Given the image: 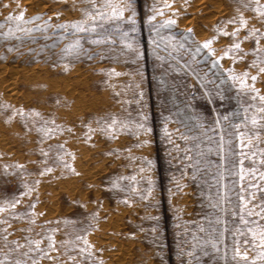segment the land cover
Segmentation results:
<instances>
[{"label": "rangeland", "instance_id": "rangeland-1", "mask_svg": "<svg viewBox=\"0 0 264 264\" xmlns=\"http://www.w3.org/2000/svg\"><path fill=\"white\" fill-rule=\"evenodd\" d=\"M116 6L123 17H112ZM257 6L264 0H0V260L9 254L6 264H31L21 255L37 247L31 239L55 258L29 252L37 264H264L257 247L243 244L252 225L233 215L241 159L245 169L264 172V17ZM20 12L23 21L8 19ZM240 14L246 27L228 23ZM76 21L87 30L72 28ZM237 28L236 36L223 34ZM207 40L215 55L202 47ZM245 72L247 88L230 79ZM238 132L252 137L250 148H240ZM46 167L53 171L40 175ZM25 184L34 191L20 197ZM243 187L248 208L259 211L264 180L246 173ZM14 197L20 203L9 208ZM32 203L43 215L30 224L22 214H31ZM237 239L247 262L232 258Z\"/></svg>", "mask_w": 264, "mask_h": 264}, {"label": "snow or ice", "instance_id": "snow-or-ice-1", "mask_svg": "<svg viewBox=\"0 0 264 264\" xmlns=\"http://www.w3.org/2000/svg\"><path fill=\"white\" fill-rule=\"evenodd\" d=\"M124 7L123 6H116V7H113V10H112V17H123V14H124ZM255 11L259 12L261 17H264V8H262L261 6H257V8L255 9ZM89 16H91V14L89 13L88 14ZM23 17H24V12H20L19 16L17 17H13L12 15H10L8 17V19H17L19 21H23ZM101 18H104L103 16ZM33 19H41V17L39 15L35 16ZM91 19L95 20L96 17L95 16H91ZM128 19L130 21H133L134 22V19H133V16H129ZM152 19H155L154 16L152 17H149V20H152ZM26 23H30L31 21H25ZM168 23H175L174 21H168ZM228 23H236V24H239V26L241 28L243 27H246L247 26V20L243 17L242 14L239 15V19H231L228 21ZM83 24H84V21H76V22H73L71 24V27L74 28V29H77L78 31H86L87 29L83 27ZM57 27L59 28H66L68 27V25L66 24H61V25H58ZM95 28V25H93V30ZM17 30H21V29H17ZM32 29H25V31H31ZM189 32H191V30L189 29ZM239 32V28L235 29L233 32L229 33L227 31H224L223 34L225 36H228V35H231V36H236L237 33ZM258 32L257 29L253 28L250 32H249V36L252 35V33H256ZM9 33H11V29H9ZM124 36H126L127 34H123ZM247 38V37H245ZM78 43V42H77ZM93 43H101V40H94ZM211 44H212V40H207L203 43L202 47L204 49H207L208 52L212 55H215L214 53V50L211 48ZM256 44H257V51H259V40L256 41ZM182 46V45H181ZM128 47L129 48H132V44L129 43L128 44ZM232 48H235V49H239L240 48V44L239 43H234L232 45ZM197 52L200 51V48L198 47L196 49ZM139 54V53H137ZM225 56L228 55V52L226 51L224 53ZM220 59L219 57L217 58V60ZM217 60H213V67H216L217 66ZM260 72H264V67H261L259 69ZM248 78V73L245 72L243 74V78H241L240 76H236V75H232L230 76V79L233 81V82H236L237 80H239L240 82V86L241 88H247L249 87V85L247 84L246 80ZM257 79L256 76H252L251 77V80L254 82L255 80ZM251 90L253 92H257V89L254 87V85L252 86ZM222 100L224 99V97L221 95L220 97ZM260 100L264 101V96H260L259 97ZM253 99H255V97H253ZM59 102V101H57ZM260 112L264 113V107H261L259 109ZM245 112H247V109H245ZM37 115H39L37 113ZM11 119V117L9 118ZM225 119H227V117H225ZM261 120H264V117H260ZM248 120V117L247 115H245V121ZM54 123V121H53ZM116 121L113 120V124H115ZM217 123H219V121H217ZM251 123L253 126H256L257 123H258V119L256 116H253L251 118ZM86 127H88V130L91 132V131H94L91 127H89L88 125H85ZM261 127H264V125H260ZM109 128L112 127V125H108ZM138 127H141L143 128L144 125H139ZM234 127L236 128H239L240 125H234ZM246 127V125H245ZM150 131V129H148ZM40 131H45V134L47 135L48 132H51L52 130L51 129H40ZM165 131H166V128H165ZM256 138H259V133L257 132L256 134ZM237 136L240 138V148L241 149H244V148H250L251 147V140H252V137H249L247 135V132H238L237 133ZM245 139L248 140V143L245 144ZM229 144H231L232 142L231 141H228ZM223 144H224V140H223V137H221V150H223ZM59 147H63L62 145H60ZM229 151H231V149H229ZM264 151V150H262ZM236 153H233V155H235ZM45 155H47L45 153ZM73 155V159L75 158L74 157V154ZM239 155L242 157V158H245L246 157V153L244 151H241L239 153ZM253 155H255V153H253ZM262 164H264V160L261 161ZM66 168H69L71 169L72 172L75 173V169L65 163L64 165ZM7 165H5V169H7ZM17 167H23L22 165H17ZM233 167H235V165H233ZM53 169L51 167H46L44 169V171H42L40 173V175H44L45 173H50L52 172ZM247 174H250V175H258L260 180H264V172H259L257 173V170L255 168H251V169H245L243 167V159H241V162H240V167H239V172L237 173L239 175V178H240V181H241V194H239V213H236L235 211L233 212V215H239V218H240V223L245 225L246 227L248 225H252L251 227H247V233L251 234V241H249L248 239H244L243 240V244L247 245L251 242V244L254 246V247H257L259 249V253H258V256L256 257V259H260V260H264V225H261L258 223V221L256 220H250V219H246L245 218V214H247V216L251 217V216H255L257 218H259L260 220H264V202H262V204L259 206V211H255L254 209L257 207L256 205H253L252 208H248V200H246L245 196L243 195V192H244V187H243V181L245 179V175ZM77 175H79V173H76ZM35 183L38 185L40 183L39 180L35 181ZM249 188H256L257 185L255 183H250L249 185ZM24 188H25V191L23 192H20L19 193V196L20 197H24L26 195H31L32 192L34 191L33 188H31L29 185L25 184L24 185ZM148 192L149 194L151 193V187H149L148 189ZM145 199H147L148 197L145 196L144 197ZM251 199H255V193H252L251 194ZM38 202V201H37ZM7 205L9 208H15L16 204H19L20 203V200L17 199V198H13L12 201L8 202L6 201ZM35 207H36V204L35 203H32L29 205V209L31 210V214L29 215L28 213H25V214H22V215H27L28 216V219H29V223H35V216L36 215H43V213H36L35 212ZM5 211V208L3 206H0V212H3ZM0 223H5L6 224V221H0ZM8 227H10V225H8ZM22 231H30L31 229H21ZM4 232L7 233V227L4 229ZM237 234L238 235H243V233L241 232L240 229H237ZM3 240L7 243L8 240H7V235H4L3 237ZM77 240H80V239H84L83 237H76ZM48 240H49V243L47 245V248L52 251V250H55V240L52 236H49L48 237ZM11 243L15 244L16 246V249H19L21 248L22 246L20 245L19 241H12ZM40 241L39 240H36V241H33L31 239H28V244L29 245H33L35 244L37 247L36 248H32V247H29L28 251L26 252H23L21 253V255L23 257H27L29 259H31V264H37V259L36 258H32V257H29V252H37L39 254L40 257H46L48 259H55L54 257H51V256H48L47 252H45V250L43 248H40L39 245H40ZM84 243L87 245L88 244V241L86 239H84ZM240 243L241 241L240 240H234V244H235V247H234V254H233V260H236L237 257H239L241 259V261H244V262H247V258H248V253L247 251H241V248H240ZM212 247L217 251L219 252L220 249L217 247V244L216 242H213L212 244ZM81 251H87V249H81ZM208 253L205 252L204 255H207ZM91 256V253H89V258ZM8 258H9V254H5L4 256V259L0 260V264H6V261H8ZM70 259H72L70 257ZM14 264H28V259H15L14 261ZM250 264H255V260L251 261Z\"/></svg>", "mask_w": 264, "mask_h": 264}, {"label": "trees", "instance_id": "trees-1", "mask_svg": "<svg viewBox=\"0 0 264 264\" xmlns=\"http://www.w3.org/2000/svg\"><path fill=\"white\" fill-rule=\"evenodd\" d=\"M182 105H184L183 107H184L185 109H188V104H186V103L184 102ZM208 105H209V104H208ZM209 108H210V105H209Z\"/></svg>", "mask_w": 264, "mask_h": 264}, {"label": "bare ground", "instance_id": "bare-ground-1", "mask_svg": "<svg viewBox=\"0 0 264 264\" xmlns=\"http://www.w3.org/2000/svg\"><path fill=\"white\" fill-rule=\"evenodd\" d=\"M40 76V75H39ZM35 77V76H34ZM47 80V79H46ZM70 80V79H69ZM57 83V82H56ZM70 84V83H69ZM59 86V85H58ZM67 87V86H66ZM70 88V87H69ZM76 89V88H75ZM69 90V89H68ZM45 95V94H44ZM65 99V98H64ZM66 101V100H65ZM75 101V100H74ZM58 105V104H57ZM70 113V112H69ZM65 114V113H64ZM53 116V115H52ZM79 118V117H78ZM68 119V118H67ZM72 123V122H71ZM61 127V126H60ZM63 129V128H62ZM5 147V146H4ZM6 151V150H5ZM115 223V222H114Z\"/></svg>", "mask_w": 264, "mask_h": 264}]
</instances>
